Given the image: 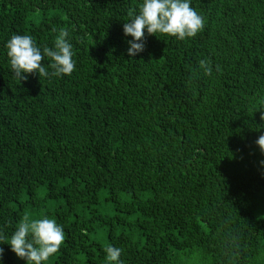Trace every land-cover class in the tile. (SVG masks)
<instances>
[{
	"label": "trees",
	"instance_id": "obj_1",
	"mask_svg": "<svg viewBox=\"0 0 264 264\" xmlns=\"http://www.w3.org/2000/svg\"><path fill=\"white\" fill-rule=\"evenodd\" d=\"M141 3L0 0V231L55 219L65 242L43 264H108V246L123 264H264V0H191L196 37L145 32L130 57ZM53 26L75 70L15 79L6 42L52 48Z\"/></svg>",
	"mask_w": 264,
	"mask_h": 264
},
{
	"label": "clouds",
	"instance_id": "obj_2",
	"mask_svg": "<svg viewBox=\"0 0 264 264\" xmlns=\"http://www.w3.org/2000/svg\"><path fill=\"white\" fill-rule=\"evenodd\" d=\"M127 15L129 20L123 23V34L132 38L128 41L130 57L144 51L145 32L149 36L161 34L183 41L196 37L205 26L203 16L191 7V0H142L139 8L129 10ZM52 31H58L52 48L45 46L41 49L28 34H14L6 42L15 79L21 82L32 74L38 75L39 79L63 77L75 70L76 62L72 44L67 39L68 31L64 28L57 30L56 26L52 27ZM45 58L49 61L47 66L43 63ZM199 63L204 74L211 75L210 61L201 60ZM260 120L264 122V111H261ZM260 127L264 128V124ZM255 144L264 154V135H260ZM260 164L264 166V160ZM64 242L63 226L48 217L32 219L25 214L10 236L0 231V244L9 245L16 257L26 261V264H43L58 252ZM105 251L108 264H123L120 260L121 248L108 246ZM3 255L4 249L0 247V261Z\"/></svg>",
	"mask_w": 264,
	"mask_h": 264
}]
</instances>
